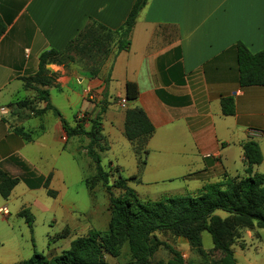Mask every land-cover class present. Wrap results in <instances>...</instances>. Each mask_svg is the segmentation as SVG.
I'll use <instances>...</instances> for the list:
<instances>
[{
  "label": "crops",
  "instance_id": "obj_1",
  "mask_svg": "<svg viewBox=\"0 0 264 264\" xmlns=\"http://www.w3.org/2000/svg\"><path fill=\"white\" fill-rule=\"evenodd\" d=\"M135 1L0 0V108L9 111L0 115V168L20 179L8 199L0 195V260L5 264H20L34 254V229L31 232L20 213L28 209L33 216L37 210L53 214L68 194V176L80 178L83 173L78 161L81 140L68 148L72 139L62 119L75 126L79 116L96 115L100 103L106 107L101 157H107L112 179L137 176L127 185L141 201L159 200L152 190L160 183L184 184L168 197L195 196L208 184L243 178L242 145L250 139L263 154L254 172L264 173V87H240L236 49L242 43L252 53L264 51V0H149L133 28L130 49L110 57L98 76L74 66H48L57 74L49 88L50 102L61 116L31 111L28 119L18 118V102H34L30 106L35 111L47 106L35 100V92L23 81L37 73L40 56L63 51L91 21L120 28ZM128 83L137 85L139 96L123 106ZM89 90L96 101L89 99ZM224 97L235 100L233 116L222 113ZM134 107L148 115L155 129L141 174L133 144L125 136L126 110ZM32 118L41 122L38 129ZM81 155L85 157L84 151ZM48 178L49 189L56 192L54 202L45 198ZM81 180L86 185L83 176ZM36 181L39 187L33 186ZM63 208V216L70 219L77 212L71 203ZM72 225L76 231H91L81 220ZM69 228L65 232L70 235ZM261 230H244L232 246L237 264H264L248 250L261 240Z\"/></svg>",
  "mask_w": 264,
  "mask_h": 264
},
{
  "label": "trees",
  "instance_id": "obj_2",
  "mask_svg": "<svg viewBox=\"0 0 264 264\" xmlns=\"http://www.w3.org/2000/svg\"><path fill=\"white\" fill-rule=\"evenodd\" d=\"M149 0H136L126 21L118 28L111 30L96 21H91L71 40L63 51L49 50L40 56L37 73L28 78H23L26 89L35 92L37 101L47 103L45 110L35 111L27 100L14 105V112L18 113L21 120L28 119L31 111L35 114L52 111L56 116L60 112L50 102L49 88L54 86L57 74L50 72L49 65L68 66L75 61L74 53L97 52L102 57V66L110 57H117L126 52L131 46V35L136 21ZM1 32V30H0ZM237 63L239 70V85L241 88L252 86L264 87V51L250 52L242 43L237 44ZM101 69L91 72L93 77L98 76ZM108 78L106 83H109ZM137 85L128 83L126 86V101L133 103L138 99ZM224 116L235 114V100L233 97H224L220 101ZM106 107L99 104L96 115L85 114L82 119L71 126L62 119L63 129L68 139H87L85 146H80V151H85L94 164L95 180L102 182L109 194L111 202L112 219L109 232L103 233L91 230L86 236L74 240L70 248L61 255L49 260L37 252L20 264H107L105 256L117 258L124 245L128 246L131 262L127 264H149L151 258L161 248L165 247L172 255L168 264H187L182 254L166 243L161 242L155 234L169 232L177 237L185 238L191 247L202 252L203 233L210 234L213 249L220 258L211 264H237L232 246L241 238L246 229H264V173L254 172V168L263 162V154L259 144L250 139L243 143L245 157V176L243 178H226L221 183L208 184L195 196L165 197L159 201L143 202L127 183L137 176L124 179L116 178L115 187L121 188L123 194L115 198L109 184L111 173L102 165L101 153L104 151L102 135V116ZM148 115L138 108H127L125 119V136L131 142L137 157L139 174L147 165L149 150L148 141L154 134V127ZM24 137L27 134L18 130ZM95 180L87 187L91 189L96 185ZM20 183V179L9 175L0 168V195L8 199L13 189ZM41 183L33 184L39 187ZM50 178L44 183L47 193L51 197L56 192L49 189ZM223 211L228 217L221 218L215 213ZM20 216L23 217L31 232H33L35 218L33 214L24 209ZM189 264H210L190 262Z\"/></svg>",
  "mask_w": 264,
  "mask_h": 264
},
{
  "label": "rangeland",
  "instance_id": "obj_3",
  "mask_svg": "<svg viewBox=\"0 0 264 264\" xmlns=\"http://www.w3.org/2000/svg\"><path fill=\"white\" fill-rule=\"evenodd\" d=\"M74 58L75 61L73 63L69 64L66 67H62L69 68L71 66H74L92 77V71H95L98 68L101 69L102 57L95 51L92 53L87 52L86 54L77 52L74 53ZM50 72L51 74L53 73L52 71ZM31 122V124H33L35 128L37 127V129L41 124V122L37 118H32ZM78 139L79 138L77 137L72 138L68 145V148L70 150L77 146ZM80 140V143H82L81 146H85L89 142L87 139L83 140V138ZM78 151L80 152L78 161L83 166V173H80V178L78 177V175L73 174H71L73 175L72 178H70L71 175L68 176L69 183L71 182L69 191L66 197L62 199L61 205L59 206L58 210L53 214L37 210L34 214V235L32 241H30V246L32 248V251L34 250V253L37 252L39 254H42L49 260H52V258L61 255L63 251L68 250L73 240L87 235V230L81 231L79 230V227V231H76L74 225L71 226L72 223H76L81 220V222L89 228L88 231L98 230L103 233L109 232V227L112 219L109 194L107 193L106 188L103 186L102 182H98L94 179L96 176L94 164L92 163L91 159H88L86 152L84 151V157V155H81L82 151H80L79 149ZM53 155L55 156L54 151ZM103 158V166L105 170L110 171V168L108 166L109 161L107 157ZM82 176L84 179H86L88 185H91L94 180L96 185H93L92 189L91 187L88 188L87 184L85 185V183L82 182ZM115 182L116 179H112L111 177L109 180V184L112 186L111 192L113 196L117 198L123 194V190L121 188L115 187ZM183 185L184 184L180 181H177L175 183H160L157 185H153V196L161 200L165 197H168L166 194H168L169 191L175 192L178 187ZM45 198H47L51 202H54V197H51L48 194L45 195ZM143 202H147V200H144ZM65 203H71L77 208V212L71 219L63 216L62 214V210L64 209L63 204ZM215 215H220L221 217L227 216V214L223 211H217ZM16 220L17 218L14 214L12 222L17 226ZM67 225H69V227L71 228H69L70 235L65 232ZM155 236L161 242L166 243L169 246L173 247L175 250L179 251L187 264H189L190 262L199 263L204 260L208 261L211 264L213 262H216L220 258V255L213 249L211 236L207 232L203 233L202 252L191 247L185 238L174 236L169 232H157ZM259 236H261V240H255V247H249L248 250L251 251V253H253L255 256H257L258 259H264V230L260 231ZM237 252H239L238 249ZM1 258L2 256L0 254V259ZM171 259L172 255L170 254L169 250H167L165 247H161L151 258L149 264H168ZM130 260L131 256L127 245H124L122 247L119 257L113 258L110 255L105 256V261L107 264H127L128 262H131ZM4 261L5 260H0V264H5L3 263Z\"/></svg>",
  "mask_w": 264,
  "mask_h": 264
},
{
  "label": "built area",
  "instance_id": "obj_4",
  "mask_svg": "<svg viewBox=\"0 0 264 264\" xmlns=\"http://www.w3.org/2000/svg\"><path fill=\"white\" fill-rule=\"evenodd\" d=\"M88 95H89V99H90L91 101H96V95H95L91 90H89ZM121 103H122V105L124 106V105L126 104V99H122V100H121ZM8 114H9V111H8L7 108H0V115H1V116H3V115H8ZM83 116H84V114L81 115V116H79V117L77 118V120L82 119ZM2 212H3L4 214H6V215L9 214V211L7 210V208H3V209H2Z\"/></svg>",
  "mask_w": 264,
  "mask_h": 264
}]
</instances>
